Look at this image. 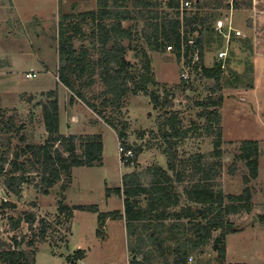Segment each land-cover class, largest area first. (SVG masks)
Returning <instances> with one entry per match:
<instances>
[{"label":"rangeland","instance_id":"374dc122","mask_svg":"<svg viewBox=\"0 0 264 264\" xmlns=\"http://www.w3.org/2000/svg\"><path fill=\"white\" fill-rule=\"evenodd\" d=\"M235 1L242 5L247 3V0H225V4L232 6ZM96 9L97 0H0V66L13 68L12 72L0 71V122L13 117L16 126L25 127L21 131L25 142H20L21 136L14 137L9 147V160H13L14 154L26 145L45 144L48 135L41 105L47 98L39 96L31 101L26 95L50 91L58 94L63 136L102 135L105 145L102 165L74 169L71 180L64 178L49 196L40 194L33 185H25L20 197L7 196L4 178L0 179V243L7 245H0V251L14 249L13 237L18 240L25 238L23 248L27 249L26 242L38 235L41 229L39 220L47 221V239L40 243L36 238V264H71L70 258L79 250L86 252L85 261L79 264H126L124 254L120 252L121 235L117 230L110 240L102 244L103 241L97 238V215L79 211L75 212L71 230L67 217L60 214L59 201L65 197L69 207L98 205L103 212L116 210L121 207L118 200L108 205L105 203L107 189L122 188L123 177L130 173H140L144 181H148L149 169H168L163 151L169 144L162 139L160 132L165 115L153 108L148 97H130L122 111H107L106 116L120 130L128 127L127 144L134 151L139 146L143 147L144 153L136 164L125 166L120 161L118 148L123 144L117 132L99 116H93L89 109L81 108L84 105L80 101L75 100L74 104L79 107H73V94L58 83L61 17L79 16ZM208 13L212 22L209 26L211 32L206 35L210 46L205 47L204 66L211 68L222 62L226 71L220 83L222 92L218 93L224 97L223 106L218 110L222 117L224 141L223 171L215 184L225 196H240L247 187L252 193L250 213L243 211L226 218L241 231L227 237L225 264H264V220L258 219L264 217V0H252L250 9L235 10L231 7ZM124 26H137V31H141L143 23L126 22ZM86 31L89 33L88 27ZM236 31H240L242 36L236 37ZM137 45L145 47L141 41L133 46ZM221 52L226 57L220 60ZM136 53L129 52L127 59L139 69ZM148 53L158 83L154 89L162 96L167 91L173 97V110L182 115L183 129L190 131L189 138L175 147L178 157L181 161H188L196 155H203L206 162L215 161L213 139L205 136V121L199 117L203 110L194 106L197 101L210 96L215 82L203 78L197 80L194 66L187 72L189 59L183 57L179 61L174 51L158 53L148 50ZM28 73L36 74V78H26ZM183 73L189 74L188 81L182 80ZM236 81L240 84L238 87L235 86ZM76 113L84 120L77 117L78 121L74 123L72 117ZM245 141H258L261 151L259 176L248 185L244 182V177L249 174L248 168L238 158L241 144ZM6 169L8 171L10 166L7 165ZM231 170H235L234 173ZM29 178L36 181L34 174ZM5 201L13 203L16 209L1 210ZM30 213L35 214L38 221L33 231L24 223L17 232L10 230L11 217L18 219ZM253 217L258 219L256 223ZM220 233L215 232L212 240ZM212 245L210 243L203 253L195 255L191 264H219Z\"/></svg>","mask_w":264,"mask_h":264},{"label":"trees","instance_id":"16d2710c","mask_svg":"<svg viewBox=\"0 0 264 264\" xmlns=\"http://www.w3.org/2000/svg\"><path fill=\"white\" fill-rule=\"evenodd\" d=\"M251 5L252 0H247L245 5L235 1L232 6L226 5L225 0H200L194 11L182 19L176 0H169L167 3L164 0H97L95 11L79 16L66 15L61 17L59 22L58 83L73 94L72 104L75 100L82 102L117 132L119 141L126 149L133 151L134 149L127 144L128 127L120 130L119 126L106 116L107 111L111 110L112 113L122 111L130 96L143 95L150 99L154 109L162 111L165 115L160 132L162 139L169 144L163 151L168 160V169L161 167L149 169L146 176L151 182L147 186L143 185L142 174H127L122 179V188L109 189L107 196L113 193L119 198H124L127 228L132 235L142 222H162L158 226L155 224L157 229L164 226L165 221L174 220L175 224L171 226L173 231L179 228L182 220L189 221L195 239L191 242L190 239L183 238V246L172 249L174 264H188L191 253H203L204 248L210 243H213L212 248L217 254L218 263L225 264L226 239L229 235L241 231L226 218L243 211L247 213L252 211V193L248 187L240 196H225L216 188L215 182L223 171L221 161L224 144L222 117L218 111L223 106L224 97L218 93L222 92L220 83L226 71L222 62L215 63L211 68L204 66L205 47L210 46L206 35L212 22L208 12L231 7L235 10L250 9ZM133 21L143 23L141 31H137V26H124V23ZM139 41L143 42L145 47L133 46ZM183 46H186L185 57H188L192 47L198 52L199 61L193 68L197 80L203 78L216 84L215 88L211 89L209 97L197 101L194 105L203 110L199 117L205 121V136L213 139L215 161L206 162L203 155H196L188 161L179 159L175 147L189 138L190 131L183 129L182 115L173 110V97L167 91L162 96L154 89L158 83L148 50L165 53L168 47H172L180 61ZM129 52H137L139 69L128 61ZM239 85L236 81L235 86ZM42 96L47 98L41 105L43 123L48 135L45 144L26 145L20 148L10 161L9 147L16 136H21L20 142H25L24 136L21 135L25 127L16 126L13 117L0 122V179L4 178L7 196L20 197L25 185H33L40 194L49 196L64 178L71 180L74 169L102 165L104 152L102 136L61 135L58 94L56 91H50ZM134 152L136 164L139 156L144 153L143 147H137ZM260 155L258 141L242 142L238 158L245 162L248 168L249 174L244 177L247 185L259 176ZM7 165L10 166L8 171ZM32 174L35 175L36 181L29 178ZM174 181L179 183L186 181L184 196L187 204L181 209L180 196L176 195V189L172 186ZM143 195H146L145 208L142 206L144 201L141 200ZM7 209L15 210L16 206L5 201L1 205V210ZM172 210L173 212H170ZM59 211L61 215L67 217L69 225L75 212L97 214L98 235L101 234V229L108 219L124 218L119 212L100 213L95 205L69 207L65 203V197L59 201ZM258 219L263 221L264 217ZM23 223L33 231V227L38 223L36 215L25 214L18 219L11 217L9 228L12 232H17ZM39 223L41 229L38 235L26 242L27 249L23 248L25 238L18 240L13 237L14 249L0 251L2 264H36L38 253L35 248L38 243L36 238L40 243L45 242L49 226L44 220H39ZM219 231L220 235L213 241V234ZM187 242L191 248L186 246ZM0 245L7 246L3 243ZM163 251L166 252L165 249ZM85 258L86 252L79 250L70 258L73 261L71 264Z\"/></svg>","mask_w":264,"mask_h":264},{"label":"crops","instance_id":"0c3cea01","mask_svg":"<svg viewBox=\"0 0 264 264\" xmlns=\"http://www.w3.org/2000/svg\"><path fill=\"white\" fill-rule=\"evenodd\" d=\"M12 16H13V14H12ZM1 52H3V51H1ZM256 55H257V53H256ZM43 65H44V68L48 69V67L44 63H43ZM256 65H257V60H256ZM58 66H59V63H58ZM12 69L13 68H7L6 66H3V68H2V66H0L1 72H3L4 70H8L9 72H12L13 71ZM61 87H63V89H66L67 92H69L72 95V93L67 88H65L63 85H61ZM42 95L43 94H41V95L31 94V95H26V96H28L31 99V101H35L36 97H39ZM138 96H142V95H138ZM130 97H135V96H130ZM35 104H36V106H39V103H38V105H37V103H35ZM72 105H73V107H79L74 103ZM81 108H85L86 110L89 109L85 105ZM88 111L93 116H96V114L92 110L89 109ZM27 113H29V112L27 111ZM76 115H74L72 117L74 123H76L78 121V118H79V120H81V119H82V121L84 120L82 115H80L78 113H76ZM61 126H62V120H61V115H60V131H61ZM107 127H109V126H107ZM60 134H61V132H60ZM66 136H71V135H66ZM77 136H79V135H77ZM80 136H83V135H80ZM102 138H103V136H102ZM103 143H104V138H103ZM104 148H105V145H104ZM103 160H104V152H103ZM102 164H103V162H102ZM165 170H167V169H165ZM142 182H143L144 186H147L151 181H142ZM121 184H122V181H121ZM187 184H188V182H187ZM185 185H186V181L181 182V183H179L177 181L172 182V186H174L176 189V195L180 196L179 199H180L181 203H180L179 209H181L182 207H185L187 204L186 203V197L184 196ZM121 187H122V185H121ZM115 188L116 187H113L112 189H115ZM108 190L109 189H107V191ZM145 199H146V195L141 196V200L144 201V203L142 205L143 208L146 207ZM105 200H106L105 203L107 205L111 204L115 200H118L120 202L121 207L119 209H116V210L103 212L100 210L98 205H95L99 208L100 213L119 212L124 216V218L123 219H120V218L108 219L106 221L104 227L101 229V234L98 235V230H99L98 215L94 214V215H97L96 216L97 217V225H98L97 231H96L97 232V238L101 239L103 241L102 244H104L105 242H107V240H110V238H112V236L114 235L113 232L117 230V232L119 233V236L121 235L120 252H122V254H124L123 258H124V260H126V262H125L126 264H174L173 261H174L175 257H174V254L171 253L172 249H175V248L179 247L180 245L183 246V244H184L183 238L190 239L191 242H193L195 239L193 229H191L192 226L189 224L188 220H182L181 221L182 224H180L179 228L175 229L173 231H171V226L173 224H175L174 220L165 221L163 224L164 226L158 227L157 229L155 226L156 225L158 226L159 223H162V222H151L152 224L149 222H142V223L138 224V228H136L135 234L132 235L131 233L128 232V228H127V222H126V218H125L124 198H119L118 196L114 195L113 193L108 197L107 193H106V199ZM89 206H92V205H89ZM170 212H173V210ZM74 218H75V213H74ZM74 218L72 219V222L70 225L71 230H72V223H73ZM143 226L146 228H144ZM70 233L72 234V231ZM186 246L191 248V245L188 242L186 243ZM162 248L165 249L166 252H164ZM226 249H227V239H226ZM118 252H119V250H118ZM197 254H198V252H194V253L190 254V256L188 258V264H191V262L193 261V257ZM226 256H228V249H227V255ZM85 259L83 261H85ZM190 259H192L191 262H190ZM83 261H78L77 264H79V262H83ZM230 264H232V263H230Z\"/></svg>","mask_w":264,"mask_h":264},{"label":"built area","instance_id":"2783aa9c","mask_svg":"<svg viewBox=\"0 0 264 264\" xmlns=\"http://www.w3.org/2000/svg\"><path fill=\"white\" fill-rule=\"evenodd\" d=\"M167 1L169 0H164V2L167 3ZM179 4V13L181 15V18L183 19L184 16H188V14H190L191 12L194 11L195 9V5L200 1V0H176ZM235 36L236 37H240L242 36V33L240 31H236L235 32ZM192 44V41H191ZM185 47L183 46L182 48V58L185 57ZM167 50L170 51H174V49L172 47H168ZM226 57V54L224 52H221L219 54V59H224ZM189 61L188 63H186L187 65V72L191 71V66H194L198 61H199V55L198 52L195 51V48L192 47V49L190 50L188 57ZM184 59V58H183ZM185 61V60H184ZM26 78L28 79H34L36 78V74H31L28 73L26 75ZM189 79V74L183 73L182 74V80H187ZM118 152L120 155V161L122 163V165H134V160H135V152L132 149H126L123 145H120L118 148ZM192 261V259H190V262Z\"/></svg>","mask_w":264,"mask_h":264},{"label":"water","instance_id":"95a60500","mask_svg":"<svg viewBox=\"0 0 264 264\" xmlns=\"http://www.w3.org/2000/svg\"><path fill=\"white\" fill-rule=\"evenodd\" d=\"M228 1V0H226ZM4 195V193H2ZM258 221V219L256 217H253V222L256 223Z\"/></svg>","mask_w":264,"mask_h":264}]
</instances>
